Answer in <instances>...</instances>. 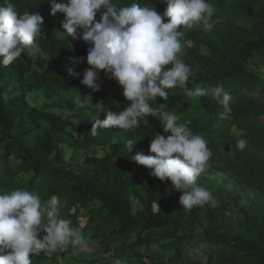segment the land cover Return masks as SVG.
Instances as JSON below:
<instances>
[{"label":"trees","instance_id":"16d2710c","mask_svg":"<svg viewBox=\"0 0 264 264\" xmlns=\"http://www.w3.org/2000/svg\"><path fill=\"white\" fill-rule=\"evenodd\" d=\"M66 2L13 0L19 14L43 17L46 39L36 41V53L25 50L10 65H0V191L23 188L39 194L42 202L58 196L62 218L75 225L85 218L82 232L99 245L94 256L102 250L110 255L103 264L117 259L126 264H264V0H208L215 9L211 28L201 25L182 38L183 58L193 70L187 87L222 83L231 96L227 105L188 97L179 87L168 90L167 101L157 98L153 103L158 109L164 105L162 111H175L178 123L206 139L213 155L198 184L209 176L208 184L220 180L225 185L226 201L218 197L215 207L192 209L182 208V193L171 181L161 182L131 159L140 152L154 155L149 152L151 136L168 135L157 118L144 117L130 130L105 128L91 134L95 120L106 116L88 105L103 101L109 110L120 112L128 102L119 84L103 72L97 92L80 83L82 75L68 76L69 57L85 58L77 72L89 67V45L79 38L80 29L76 38L60 33L65 14L50 12L53 3ZM132 2L114 0L118 6ZM135 2L161 15L167 7L164 0ZM37 92L70 115L32 106L29 94ZM235 128L246 135H235ZM239 138L248 141L243 151L232 148ZM129 140L136 143L130 151ZM61 147L87 154L88 167L56 168L53 156L62 161ZM93 147L107 152L91 155ZM222 191L215 195L223 196ZM242 202L248 205L242 210L244 218L229 217ZM68 255L69 264L94 259L86 253ZM30 259L32 264L52 261L43 252Z\"/></svg>","mask_w":264,"mask_h":264},{"label":"clouds","instance_id":"9594fccd","mask_svg":"<svg viewBox=\"0 0 264 264\" xmlns=\"http://www.w3.org/2000/svg\"><path fill=\"white\" fill-rule=\"evenodd\" d=\"M164 2L167 7L162 15L154 7L141 6L135 0L122 6L114 0H67L53 3L50 14H65L60 33L76 38L80 29L79 38L89 45L86 56L89 67L83 73L77 72L76 67L85 58L69 57L68 76L79 79L82 75L80 83L97 92L99 73L103 72L119 84L128 102L120 112L109 110L103 101L88 105L106 116L103 121L95 120L91 134L105 128L130 130L139 127L144 117L157 118L168 135L151 136L149 152L154 155L140 152L131 159L150 169V175L161 182L171 181L173 189L182 193L179 198L182 208L215 207L218 201L212 192L197 182L213 155L206 139L193 133L187 124L178 123L175 111L160 110L164 105L160 109L153 107L157 98L167 101L168 90L177 87L191 98L209 97L222 105L231 100L222 83L187 87L193 70L183 58L182 38L201 25L209 30L215 9L208 0ZM43 23L39 13L21 15L13 0H4L0 4V65H10L25 50H33L36 41L46 39ZM127 143L129 151L136 144L132 140ZM247 145V139L239 138L232 148L243 151ZM69 245L86 246V241L70 220L61 218L58 196L52 195L42 202L39 194L23 188L0 191V264H32L31 256L62 252ZM113 264L126 262L117 259Z\"/></svg>","mask_w":264,"mask_h":264},{"label":"rangeland","instance_id":"374dc122","mask_svg":"<svg viewBox=\"0 0 264 264\" xmlns=\"http://www.w3.org/2000/svg\"><path fill=\"white\" fill-rule=\"evenodd\" d=\"M31 53L33 52H37L36 50H28ZM28 102L40 109L41 111H49V112H53L56 114H64L65 116H69L70 112L64 111L62 109L57 108L54 105L53 100H47L44 95L40 92L37 93H31L29 94L28 97ZM178 103V101L176 99H173V104L174 107H178L176 104ZM195 104V103H194ZM74 121H76L74 119ZM238 132H242L239 129L235 128L234 129V134L239 136L237 133ZM37 132L35 131L34 134H36ZM107 152V149L101 148V147H93L91 149V155L92 154H97L99 156H103L105 155ZM55 159V167L58 169H63V170H67L71 165H78L81 166L83 168H87V162H86V158H88L87 154L79 152V151H75L72 149H67L66 147H61L60 149V157L62 159V161H58L55 156H53ZM1 163V162H0ZM144 178V176H142ZM209 176H206L205 178L201 179L200 181V185L204 184L205 188H207L208 190H210L213 194V197L215 199H217L218 197H222V201H226L227 198L225 197L226 195V190H225V185L220 181V180H211L208 184V181H206V179H208ZM230 186H227V189ZM223 193V196L221 195H215V192L220 190ZM244 208H248V205L245 202H242L240 204L239 207H233L227 214L229 217L232 218H237V219H243V209ZM201 211H204V209H202ZM62 218V215H61ZM86 223V220L84 217H81L79 219V224L75 225L74 222H72V227L74 228H78L81 232V226H84ZM85 241H86V246H73V245H69L66 247V249L64 251H57L54 252L51 255V263L50 264H69L70 261V257L68 255V253L70 252H74L77 255H80L82 253H86V254H91L92 256H94L97 252V249L99 248L98 244L95 243H91L90 239L88 238L87 235H85L82 232ZM44 235V233H41V237ZM72 248V249H71ZM110 257V255L108 254H104V250H102V252L96 256H94L93 262L90 263L89 258L86 257L85 262H83L82 264H93L96 260H97V264H103L105 259H108ZM111 262H113L111 260Z\"/></svg>","mask_w":264,"mask_h":264}]
</instances>
